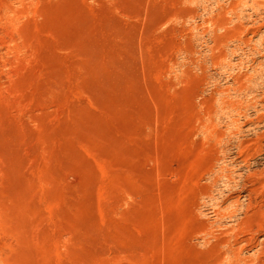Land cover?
<instances>
[{
	"label": "rangeland",
	"instance_id": "obj_1",
	"mask_svg": "<svg viewBox=\"0 0 264 264\" xmlns=\"http://www.w3.org/2000/svg\"><path fill=\"white\" fill-rule=\"evenodd\" d=\"M256 263L264 0H0V264Z\"/></svg>",
	"mask_w": 264,
	"mask_h": 264
},
{
	"label": "bare ground",
	"instance_id": "obj_2",
	"mask_svg": "<svg viewBox=\"0 0 264 264\" xmlns=\"http://www.w3.org/2000/svg\"><path fill=\"white\" fill-rule=\"evenodd\" d=\"M247 81V80H246ZM237 83H238V81H237ZM240 83H241V81H240ZM242 86V85H241ZM245 91V90H244ZM260 204V203H259ZM259 234V233H258ZM260 239V238H259ZM263 240V239H262ZM263 245V244H262ZM211 247V246H210ZM235 253V252H234ZM251 257V256H250ZM227 259V258H226ZM259 259V258H258ZM234 262V261H233ZM260 262H261V260H260ZM257 264V263H256ZM261 264V263H260ZM263 264V263H262Z\"/></svg>",
	"mask_w": 264,
	"mask_h": 264
}]
</instances>
